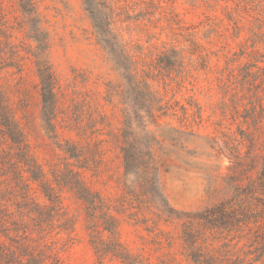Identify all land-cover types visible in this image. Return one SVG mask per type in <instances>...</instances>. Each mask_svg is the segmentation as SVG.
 I'll return each mask as SVG.
<instances>
[{"label":"trees","instance_id":"trees-1","mask_svg":"<svg viewBox=\"0 0 264 264\" xmlns=\"http://www.w3.org/2000/svg\"><path fill=\"white\" fill-rule=\"evenodd\" d=\"M43 1L0 0V264H63L57 238L66 234L72 241L80 221L93 264H258L264 257V144L261 166L253 161L264 135V0H184L202 11L196 24L185 21L176 0H81L116 80L105 84L104 105L88 92L70 107L62 104L47 59L38 12ZM217 9L220 19L208 15ZM228 39H240L236 51ZM28 70L37 78L39 125L56 162L36 154L30 96L22 85ZM200 94H213L215 105H203ZM105 105L118 109L116 132ZM205 124L215 157L230 165L221 186L205 190V208L178 214L164 196L157 152ZM109 144L123 168L118 198L85 179L100 174ZM64 195L80 213L70 214ZM125 216L145 231L136 250L120 239Z\"/></svg>","mask_w":264,"mask_h":264},{"label":"rangeland","instance_id":"rangeland-1","mask_svg":"<svg viewBox=\"0 0 264 264\" xmlns=\"http://www.w3.org/2000/svg\"><path fill=\"white\" fill-rule=\"evenodd\" d=\"M13 2V1H12ZM178 12L184 15L188 24H196L203 20L201 10H191L184 0H176L174 4ZM39 16L42 29L48 35L47 59L57 77L62 95V104L70 107L75 97L83 96L88 92L98 95L99 104L105 84L116 80L109 63L106 61L101 48L96 44L91 23L83 10L81 0H45L39 6ZM17 15L20 16L18 13ZM220 19V9L208 13ZM240 40V39H239ZM239 40L228 39L229 48L237 50ZM37 78L28 70L22 85L30 96V114L35 126L37 144L36 154L44 163L56 162L57 152L49 145V141L39 125V98L36 89ZM203 84H200V86ZM89 94V93H88ZM203 105L214 106L216 97L213 94L197 96ZM69 110V109H68ZM66 110V111H68ZM65 111V112H66ZM108 116L111 128L116 132L121 127V118L117 108L105 105L102 109ZM209 109L206 115L210 114ZM233 129H236L233 126ZM212 128L209 124L196 133V135L183 136L175 141H166L161 144L159 153L160 164L159 179L165 198L169 206L176 213H194L205 208L209 201L205 196L208 186H221V177L227 173L230 165L227 158H217L212 150V143L208 134ZM66 137L77 141L75 133L68 132ZM264 144V135L260 136L259 153L254 157V165L261 166V146ZM247 149L244 150L246 152ZM259 155V156H258ZM247 161L244 167L248 166ZM100 174H85V179L93 190L101 192L108 198H118L121 194L123 181V168L118 151L114 144L108 145V152L104 163L100 165ZM64 204L70 214L77 215L79 206L68 195H64ZM221 199V197H220ZM121 226L120 239L130 249L140 247L139 236L145 235L141 225L136 226L132 220L134 216H125ZM171 230V227H162ZM66 234L60 235L57 243L59 255L63 264H93L94 255L88 245L87 235L80 221L71 234L72 241L67 242ZM255 247H251L255 251ZM247 251L248 249L245 248ZM263 250L256 252L259 255ZM258 264H264V257Z\"/></svg>","mask_w":264,"mask_h":264}]
</instances>
